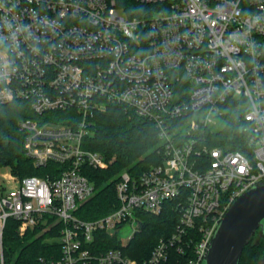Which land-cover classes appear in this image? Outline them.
<instances>
[{
  "label": "built area",
  "instance_id": "obj_1",
  "mask_svg": "<svg viewBox=\"0 0 264 264\" xmlns=\"http://www.w3.org/2000/svg\"><path fill=\"white\" fill-rule=\"evenodd\" d=\"M135 1L154 6L149 17L115 0H0V105H29L35 118L18 123L25 155L52 165L45 177L10 171L11 191L0 184V264L9 219L21 235L61 225L60 257L39 264H140L125 254L138 213L166 205L178 221L144 264H203L232 204L264 183V0ZM109 106L154 125L160 163L121 172L117 208L85 220L96 193L86 174L108 164L84 141ZM232 115L238 135L223 136Z\"/></svg>",
  "mask_w": 264,
  "mask_h": 264
},
{
  "label": "trees",
  "instance_id": "obj_2",
  "mask_svg": "<svg viewBox=\"0 0 264 264\" xmlns=\"http://www.w3.org/2000/svg\"><path fill=\"white\" fill-rule=\"evenodd\" d=\"M129 17H149L154 6L140 5L135 0H115ZM238 117V115H237ZM35 118L29 105L25 102L0 105V169L9 168L11 173L20 179L38 176L45 177L51 168H35L24 151L25 134L18 128L19 121ZM222 132L223 136L238 135V123L234 115ZM244 139L243 136H241ZM158 133L154 125L145 119L129 116L119 106H109L95 118L92 135L84 141V147L100 153L108 164L107 169H89L86 174L94 184L95 195L84 204L79 216L92 220L109 214L118 206L115 186L119 174L125 170L135 176L160 163V157L154 152L158 144ZM226 140L217 144L227 145ZM242 150L238 142L230 146ZM141 232L126 248L125 254L137 259L140 264L150 257L153 247L161 238L174 230L178 214L166 205L160 215L139 212ZM19 222L9 219L4 231L5 264H39L40 258H59L61 244L59 242L61 225L49 232H44L45 224L28 229L23 235L19 233ZM257 235V233H256ZM253 237L244 249L240 264H260L264 260V232L259 242ZM102 249L112 246L106 235L101 238Z\"/></svg>",
  "mask_w": 264,
  "mask_h": 264
},
{
  "label": "water",
  "instance_id": "obj_3",
  "mask_svg": "<svg viewBox=\"0 0 264 264\" xmlns=\"http://www.w3.org/2000/svg\"><path fill=\"white\" fill-rule=\"evenodd\" d=\"M259 230L264 232V183L232 204L214 233L203 264H240L244 249Z\"/></svg>",
  "mask_w": 264,
  "mask_h": 264
},
{
  "label": "rangeland",
  "instance_id": "obj_4",
  "mask_svg": "<svg viewBox=\"0 0 264 264\" xmlns=\"http://www.w3.org/2000/svg\"><path fill=\"white\" fill-rule=\"evenodd\" d=\"M10 173V170L8 169V168H2V169H0V184L2 185V187H7V190L8 191H11V189H13V187L11 186V185H13V184H7V180H5L4 181V177H5V175L7 174H9ZM15 186H16V184H15ZM137 225V224H136ZM136 227V226H135ZM134 228L133 227H131L130 225H128V226H126L125 228H123L120 232H119V237H120V239H122V240H124V241H126V240H128V238L132 235V233H133V230ZM261 235H262V231L261 230H259L258 232H257V235H256V237H255V239H254V243H257V242H259V240H260V238H261ZM260 264H264V260L260 263Z\"/></svg>",
  "mask_w": 264,
  "mask_h": 264
}]
</instances>
